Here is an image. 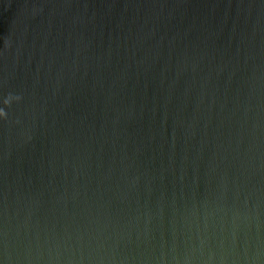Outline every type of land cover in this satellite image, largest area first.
<instances>
[{
  "label": "water",
  "instance_id": "obj_1",
  "mask_svg": "<svg viewBox=\"0 0 264 264\" xmlns=\"http://www.w3.org/2000/svg\"><path fill=\"white\" fill-rule=\"evenodd\" d=\"M0 264H264V0H0Z\"/></svg>",
  "mask_w": 264,
  "mask_h": 264
}]
</instances>
